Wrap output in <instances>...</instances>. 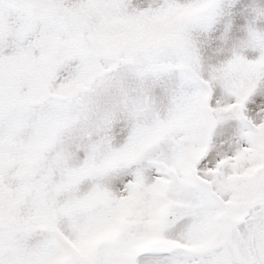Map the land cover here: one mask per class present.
Segmentation results:
<instances>
[{
	"label": "snow or ice",
	"instance_id": "6c2138e0",
	"mask_svg": "<svg viewBox=\"0 0 264 264\" xmlns=\"http://www.w3.org/2000/svg\"><path fill=\"white\" fill-rule=\"evenodd\" d=\"M0 264H264V0H0Z\"/></svg>",
	"mask_w": 264,
	"mask_h": 264
}]
</instances>
